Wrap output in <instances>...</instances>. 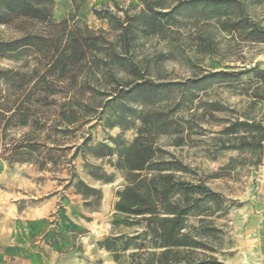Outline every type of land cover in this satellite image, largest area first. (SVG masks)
Listing matches in <instances>:
<instances>
[{
  "label": "rangeland",
  "instance_id": "374dc122",
  "mask_svg": "<svg viewBox=\"0 0 264 264\" xmlns=\"http://www.w3.org/2000/svg\"><path fill=\"white\" fill-rule=\"evenodd\" d=\"M238 1L239 7L228 6L217 13L205 11L201 6L182 10L167 37L139 36L131 48L134 60L147 69V77L157 82H180L216 70L241 72L237 80L212 81L202 90H193L196 97L188 105L192 109L183 111L177 108L171 114L174 118L182 116L188 119L191 128L186 142L175 145L174 135L164 134L156 138L167 152L164 156L171 154L181 160L222 196V209L205 216L211 221V226L219 228L211 241L216 251L206 252L224 263L238 252L239 220L248 214L249 204L254 198L262 155L258 151L250 153L247 147H232V144H239V136L243 132L229 137L221 134V130L233 120L246 118L262 122L264 126V78L252 71L264 69V42L245 40L237 32L225 31L220 25V20L235 19L242 12L264 28V0ZM140 7L141 0H53L49 5V24L30 21L0 24V40H11L24 33L49 37L58 30L51 25L62 21L67 28L106 30L111 39L113 33L109 32L108 21L97 17L94 10L108 9L123 18L125 10L132 14ZM206 43L210 44V48L202 50ZM44 62L42 52L31 48L0 55V69L20 73H30L35 67L41 70ZM116 76L124 81L129 79L121 70L116 71ZM98 86L104 88L105 85ZM0 90H4L1 91L3 94L5 91L8 93L7 102L13 100L9 94L13 89L8 88L4 80L0 81ZM180 97V91L175 88L164 92L153 106L169 110L175 108ZM53 98L56 102L61 100L57 94ZM214 102L221 109L214 111L213 116H201L203 106ZM128 104L137 110L152 106H143L131 100ZM56 105L50 100L47 105L32 103L31 106ZM180 106L186 105L180 103ZM128 114L125 119L116 122L112 115L92 117L75 130L64 123L39 130L10 128L4 139L0 137V194L2 190L5 194H12L10 199L0 195V204L14 203L19 211H25L30 206L51 204L45 218L51 225V234L49 232L39 240L55 248L56 264H130L133 260L134 241L130 237L136 230L141 231V224L114 216L116 191L125 182L123 172L116 166V154L102 155L98 146L105 143L114 147V140L125 143L133 140L139 121L130 115L131 112ZM47 135L49 137L44 139L47 145L56 147L49 152L50 157L36 153L16 159L9 157L10 144L14 139L25 142L27 138L42 139ZM258 157L261 161L254 163ZM39 160H43V166ZM93 165L99 169L95 171ZM94 171L108 177H96L91 173ZM199 217L190 216L188 222L196 223ZM110 236L120 238L119 245L110 246L119 248L125 244L127 248L116 254L107 250L105 239ZM134 259L144 264L145 255L140 254Z\"/></svg>",
  "mask_w": 264,
  "mask_h": 264
},
{
  "label": "trees",
  "instance_id": "16d2710c",
  "mask_svg": "<svg viewBox=\"0 0 264 264\" xmlns=\"http://www.w3.org/2000/svg\"><path fill=\"white\" fill-rule=\"evenodd\" d=\"M52 2L0 0V24L16 21L49 24V5ZM239 5L238 0H141V7L132 14L125 10L123 18L108 9L94 10L97 17L108 21L109 32L113 33L111 39L106 30L67 28L62 21L51 25L58 30L49 37L24 33L11 40H0V55L31 48L41 51L45 59L41 70L35 67L30 73L0 69V81L4 80L7 87L13 89L9 93L13 96L10 102H7L8 93L5 91L3 94L1 91L4 90H0L2 139L10 128L39 130L64 123L75 130L92 117L99 118L105 114L114 116L113 121L116 122L125 119L131 112L130 115L139 121L136 136L131 142L114 140V147L98 144L102 155L116 154V166L123 172L125 182L116 191L114 216L141 224V231L136 230L130 237L135 250L130 264H139L134 258L140 254L145 255L144 264H225L206 252L216 251L211 241L219 228L211 226V221L205 216L222 209V196L181 160L171 154L164 156L167 152L156 138L164 134L174 135L175 145L186 142L191 128L188 119L182 116L174 118L171 114L177 108L183 111L192 109L188 105L196 97L193 90H202L212 81L237 80L241 72L216 70L180 82H157L147 77V69L134 60L131 48L139 36L167 37L182 10L201 6L205 11L217 13L228 6ZM220 25L223 30L237 32L245 40L264 42V28L242 12L235 19L220 20ZM204 48H210V44L206 43L202 50ZM117 70L124 71L129 79L124 81L117 77ZM252 71L264 78V69ZM99 83L105 85L104 88H100ZM175 88L181 94L175 108L166 110L163 106H153L164 92ZM56 94L61 96L57 102L53 98ZM50 96L51 104L57 103L56 106H31L32 103L49 104ZM129 100L152 106L137 110L128 104ZM180 103L186 106H180ZM206 105L201 116H213L214 111L221 109L216 102ZM239 132H243L239 136L240 142L232 144V147H247L250 153L258 151L262 155V122L252 118L233 120L221 130V134L229 137H235ZM48 137L27 138L25 142L14 139L10 144L9 157L16 159L34 153L50 157L49 152L56 147L47 145L44 139ZM53 159L51 156L54 162ZM260 161L258 157L254 163ZM39 164L43 166V160H39ZM92 167L95 171L99 169L96 165ZM95 171L91 173L96 177H108ZM190 216L200 217L196 223H189ZM119 239L116 236L107 237L104 247L115 254L125 250V244L119 248L110 246L119 245Z\"/></svg>",
  "mask_w": 264,
  "mask_h": 264
},
{
  "label": "crops",
  "instance_id": "0c3cea01",
  "mask_svg": "<svg viewBox=\"0 0 264 264\" xmlns=\"http://www.w3.org/2000/svg\"><path fill=\"white\" fill-rule=\"evenodd\" d=\"M258 174L248 214L239 220L238 252L225 264H264V138ZM0 195L12 197L3 190ZM50 210L51 204L30 206L25 211H19L14 203L0 204V264H56L55 248L39 240L51 234V225L45 219Z\"/></svg>",
  "mask_w": 264,
  "mask_h": 264
}]
</instances>
